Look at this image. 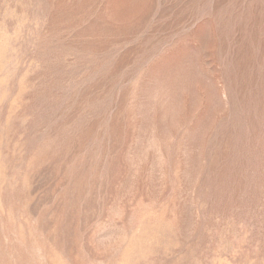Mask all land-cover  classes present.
<instances>
[{
	"label": "rangeland",
	"instance_id": "374dc122",
	"mask_svg": "<svg viewBox=\"0 0 264 264\" xmlns=\"http://www.w3.org/2000/svg\"><path fill=\"white\" fill-rule=\"evenodd\" d=\"M0 264H264V0H0Z\"/></svg>",
	"mask_w": 264,
	"mask_h": 264
}]
</instances>
